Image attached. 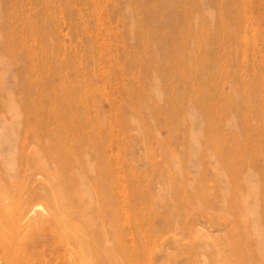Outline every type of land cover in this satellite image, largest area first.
<instances>
[{
	"label": "rangeland",
	"instance_id": "rangeland-1",
	"mask_svg": "<svg viewBox=\"0 0 264 264\" xmlns=\"http://www.w3.org/2000/svg\"><path fill=\"white\" fill-rule=\"evenodd\" d=\"M35 155L89 256L264 264V0H0V203L51 209ZM35 228L36 263L69 264Z\"/></svg>",
	"mask_w": 264,
	"mask_h": 264
},
{
	"label": "bare ground",
	"instance_id": "bare-ground-1",
	"mask_svg": "<svg viewBox=\"0 0 264 264\" xmlns=\"http://www.w3.org/2000/svg\"><path fill=\"white\" fill-rule=\"evenodd\" d=\"M253 108V107H252ZM261 108V107H260ZM244 109V108H243ZM252 114V113H251ZM260 114V113H259ZM249 117V116H248ZM252 117V116H250ZM249 117V118H250ZM258 118V117H257ZM253 120V118L251 119ZM262 120V119H261ZM255 121L254 125H256V121L257 120H253ZM252 122V121H251ZM262 123V122H261ZM241 127V126H240ZM244 130V129H243ZM242 132L241 130L238 131V134ZM244 133V132H243ZM244 135V134H242ZM234 136V135H233ZM239 136V135H238ZM259 136V135H258ZM243 137V136H242ZM252 137V136H251ZM250 137V138H251ZM256 137V136H255ZM237 140V139H236ZM240 140V139H239ZM241 141V140H240ZM218 143V141H216ZM242 142V141H241ZM222 144V143H221ZM236 144V142H235ZM16 147V146H15ZM37 147V146H36ZM35 147V148H36ZM22 150L26 151L28 150V148H26L25 145H22ZM34 148V147H33ZM32 148V149H33ZM14 150V149H13ZM31 150V148H30ZM33 151V150H32ZM230 151V149H229ZM38 154H42V153H39V150H37ZM253 152V151H251ZM30 153V152H29ZM36 153V151L34 152ZM248 153V152H247ZM254 153V152H253ZM37 154V153H36ZM219 154H222V153H219ZM34 155V154H33ZM223 155V154H222ZM221 155V156H222ZM237 155V154H236ZM254 155V154H253ZM9 156V155H8ZM30 156V155H29ZM32 156V155H31ZM30 156V157H31ZM220 156V157H221ZM226 156V155H225ZM248 156V155H247ZM11 157V156H10ZM43 157V155H42ZM229 157V155H227V158ZM32 158V157H31ZM36 159L35 161H39V159H41V157L39 155H35V158H33V160ZM260 160V159H259ZM43 161V159L41 160ZM228 161V160H226ZM53 162V161H52ZM247 162V161H246ZM38 163V162H37ZM41 163V162H40ZM46 163V162H45ZM229 163V162H228ZM242 164V163H240ZM239 164V165H240ZM56 166V165H55ZM37 167V166H36ZM39 167L40 169L37 167L36 170L38 171L39 169V172L40 173V181H36V185L37 187L35 188V192L37 194H40L42 195L43 194V197H49L51 198L50 200L52 201V207L54 206L55 209H48V211L46 213L38 210V207L39 205H35L33 203H31V201L29 200L30 197L28 198L27 196H23V193H21V195L18 197V201L16 202L15 204V207H12L11 204L5 202V201H2L1 200V203L0 205L2 206V210L5 212L6 216L8 217H5L6 220H12L11 221V224L13 225V228L7 230V232L2 231V228L0 229V236L2 237V249L4 250V253L2 254L3 257L1 260H3V263L4 264H37L36 263V259L33 258V254H32V249H28V248H23L21 247L22 244H25L27 243L30 239H35L34 237L37 236V235H41L40 232H36L35 233V230L34 228L37 227V225H41L42 227H46L48 230H49V233L53 236H58L59 239H60V243L62 245L66 244V245H69L70 246V252L68 253V257H67V260H68V263L69 264H120V260L122 259H119L118 257L120 256H116L114 255L115 254V250L112 254H109L110 250L112 248H110V250L108 251V253L105 251V249L103 250V252H96L95 253V247L97 248V246H94L93 247V250H94V255L92 256H89L90 255V249L86 250V249H83L82 247L83 246H87L89 245V237H88V229H90V226L86 227L84 226L83 227V233H79L80 235H72L70 233V231H68L66 234H64L61 230L62 227H67L69 228L71 224L67 223L66 220H68V218H71L70 214L72 213H68V211H66L67 209V205L72 208L73 210H77L78 209H81L80 207V204H79V199H80V196L76 195L72 201V203H67L64 201L63 197H61V188H59L60 186V183L58 182V179H57V176L59 174H55L52 169L49 168V166H47V164H44V163H41L39 164ZM53 167V166H52ZM58 167V166H57ZM233 167V166H232ZM235 167V166H234ZM238 167V166H237ZM242 167V166H241ZM56 168V167H55ZM54 168V169H55ZM52 170V171H51ZM58 170V169H57ZM232 170V168H231ZM13 170H11L12 172ZM18 173V172H17ZM10 174V173H9ZM12 174V173H11ZM16 174V173H14ZM16 175H14L15 177ZM68 176V175H67ZM7 177V175H6ZM13 177V175L11 176ZM18 177V176H17ZM69 177V176H68ZM10 178V176H9ZM32 177L29 176L28 180H26V184L28 183V181L31 180ZM3 179V177H2ZM30 179V180H29ZM73 179V182L76 183V184H79L81 186H84V181L80 180V178H77V177H72ZM71 179V181H72ZM239 179V178H238ZM13 180V178L11 179ZM240 180V179H239ZM15 181V179H14ZM5 182V181H3ZM10 182V179L9 181ZM24 182V183H25ZM241 182V181H239ZM72 183V182H71ZM89 183V182H88ZM11 184V183H10ZM34 184V183H33ZM32 184V185H33ZM1 185V184H0ZM5 185V184H4ZM15 185V184H14ZM29 185V184H27ZM26 186V185H25ZM17 187V186H16ZM33 187V186H32ZM35 187V186H34ZM78 187V186H77ZM86 187V186H85ZM73 188V187H72ZM255 188V187H254ZM24 189H27V188H24ZM76 189V187H75ZM80 189V188H78ZM78 189L76 191H78ZM93 189V188H92ZM3 190V189H2ZM23 190V189H22ZM43 190H46L43 191ZM48 190V192H47ZM257 190V188H256ZM75 191V193H76ZM107 191V190H106ZM4 192V191H3ZM14 192V191H13ZM65 192V191H64ZM94 192V190H93ZM42 193V194H41ZM81 193V192H80ZM95 193V192H94ZM108 193V192H107ZM255 193V192H254ZM258 193V192H257ZM256 193V194H257ZM1 194V193H0ZM3 194V193H2ZM67 194V193H66ZM74 194V193H73ZM77 194V193H76ZM6 194L4 193V196ZM175 195V194H174ZM2 196V195H1ZM74 196V195H73ZM96 196V195H95ZM7 197V195L5 196ZM4 197V198H5ZM42 197V198H43ZM97 197V196H96ZM3 198V197H1ZM8 198V197H7ZM99 198V197H98ZM181 198V197H180ZM67 199V198H65ZM97 199V198H96ZM95 199V200H96ZM182 199V198H181ZM6 200V198H5ZM49 200V202H50ZM62 200V201H61ZM93 200V199H92ZM184 200V198H183ZM92 202V201H91ZM232 202V201H231ZM234 202V201H233ZM263 202V201H262ZM98 205V204H97ZM96 205V206H97ZM95 206V207H96ZM103 206V205H102ZM48 207V206H47ZM53 207V208H54ZM84 207V206H83ZM106 207H104V210H105ZM110 209V208H109ZM83 210V209H82ZM97 210H100L98 207H97ZM264 210V209H263ZM67 212V213H66ZM74 212V211H73ZM264 212V211H263ZM75 213V212H74ZM73 213V214H74ZM78 213H80L78 211ZM107 213V212H106ZM113 213V212H112ZM240 213V212H239ZM66 214V215H64ZM89 214V213H88ZM99 214V213H98ZM108 214H109V211H108ZM81 217H83V215L79 214ZM231 215V214H229ZM240 215V214H239ZM99 216V215H98ZM105 216V215H104ZM10 217V218H9ZM88 217V216H87ZM91 214H90V218H91ZM100 217V216H99ZM111 217V216H110ZM229 217V216H228ZM62 218V219H61ZM89 218V219H90ZM101 218V217H100ZM230 218V217H229ZM252 218V217H251ZM256 218V217H254ZM85 219H88V218H85ZM92 219V218H91ZM231 219V218H230ZM229 219V221H230ZM240 219V218H239ZM244 219H245V216H244ZM98 220V219H97ZM246 220V219H245ZM90 221V220H89ZM93 221V219H92ZM96 221V220H95ZM103 221V220H101ZM74 222V221H73ZM84 223V222H83ZM91 223V222H89ZM88 223V224H89ZM104 224V222H102ZM79 224V222L77 223ZM86 224V223H85ZM95 226L94 224V221L93 223H91ZM101 224V225H103ZM110 224V223H108ZM107 224V225H108ZM80 225V224H79ZM109 226V225H108ZM106 226V227H108ZM40 227V226H39ZM75 227V226H74ZM103 227V226H102ZM244 227V225H243ZM79 228V227H78ZM82 228V227H81ZM112 228V227H110ZM109 228V229H110ZM180 228V227H179ZM245 228V227H244ZM36 229V228H35ZM93 230V228H91ZM95 229V228H94ZM101 229H104L103 228H100ZM81 230V231H82ZM106 231V230H104ZM43 232V231H42ZM113 232V231H112ZM111 232V233H112ZM243 232V230H242ZM45 233V231H44ZM108 233V231L106 232ZM94 234V233H93ZM97 234V232H96ZM103 236L105 235V233H103ZM114 234V233H112ZM111 234V236H112ZM242 235L243 234H246V233H241ZM91 236V235H90ZM102 236V235H101ZM103 236H102V239H103ZM106 236V235H105ZM96 237V236H95ZM114 237V236H112ZM111 237V239H112ZM122 237V236H121ZM245 237V235H244ZM243 237V238H244ZM106 238V237H105ZM104 238V239H105ZM227 238V237H226ZM38 239V238H37ZM229 239V237H228ZM246 240H248V237L244 238ZM92 240V239H91ZM99 240V239H98ZM118 240V238H117ZM116 240V241H117ZM230 241V240H229ZM110 242V241H109ZM123 242V241H122ZM227 242V241H226ZM244 242V241H243ZM59 243V244H60ZM105 243V242H104ZM32 244V242H31ZM30 244V245H31ZM106 244H108V242H106ZM104 244V245H106ZM110 244V243H109ZM108 244V245H109ZM114 244V243H113ZM227 244V243H226ZM1 245V244H0ZM103 245V246H104ZM111 245V244H110ZM246 245V244H244ZM113 246V245H112ZM116 247V246H114ZM217 247V246H215ZM230 246H228V250H230L229 248ZM246 247V246H245ZM85 248V247H84ZM117 248V247H116ZM34 249V248H33ZM101 249V248H100ZM216 249V248H215ZM219 249V248H218ZM222 250V249H221ZM100 251V250H99ZM217 251V250H216ZM89 252V253H88ZM222 252V251H221ZM40 253V252H39ZM217 253V252H216ZM117 254V253H116ZM125 255V253H123ZM122 254V255H123ZM223 254V253H222ZM264 255V254H263ZM38 256V254H37ZM94 256V257H93ZM218 256V255H217ZM226 256V255H224ZM125 257V256H124ZM219 257V256H218ZM121 258V257H120ZM261 258V256H260ZM219 259V258H218ZM1 260H0V263H1ZM40 260V259H39ZM220 262V261H219ZM246 262V261H245ZM122 263V262H121ZM220 264V263H219Z\"/></svg>",
	"mask_w": 264,
	"mask_h": 264
}]
</instances>
